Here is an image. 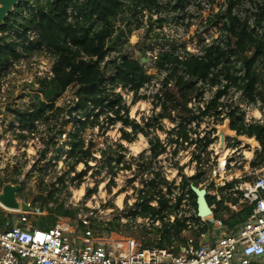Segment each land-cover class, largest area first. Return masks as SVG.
<instances>
[{
  "label": "built area",
  "instance_id": "obj_1",
  "mask_svg": "<svg viewBox=\"0 0 264 264\" xmlns=\"http://www.w3.org/2000/svg\"><path fill=\"white\" fill-rule=\"evenodd\" d=\"M120 1L118 2L136 4L137 28L129 32L123 18L118 16L112 34L105 40L104 57L100 62L97 60V56H82L75 59L67 56L66 58L74 62L77 84L83 78L82 67L87 65L81 64L79 59L95 61L96 63H91V65L94 64L103 72L105 78L109 74L113 75L114 69L120 66L122 70L128 72L129 77L134 78V87L128 83L122 90L121 83H119L116 84L112 92L120 96L122 104L127 106L136 95L141 96L142 101L136 103L135 111L137 108L143 110L145 106L153 108V105L157 104L155 108L157 112L163 103L166 105L167 112L176 120L178 119L177 115L188 119L191 125L201 126V129L207 131L211 138H215L213 143L218 139V127L223 126L225 122L228 123V129L231 131V134L226 136L227 140L234 138L237 141L245 137L237 136L236 132L229 127V115L234 112L243 116L245 125L260 126L264 138V104L260 97L255 96L253 100H250L244 94L243 89L239 87L238 81L232 82L224 75L219 76L216 84L210 85L191 76L188 72L189 61L202 57L208 47L217 46L222 49H225L227 45L235 47L236 38L228 28L232 20L241 23L253 37L264 41V18L259 15L264 0ZM89 3L90 0H78V4L73 8L68 5H60L53 22L56 20L64 22L60 17V8L64 6L67 8L65 12L72 10L66 18V23L74 22L71 23L70 29L73 28L82 37H87L93 29L98 27V24H102L103 18L100 19L98 15L92 27V23L84 21L83 18L71 19L70 16L72 13H81L80 7H83V14H86L88 8L85 11L84 5ZM31 4L32 2L28 6L30 7ZM20 12L26 17L29 11L26 6H23ZM91 17L90 15L89 18ZM83 30H88L85 36L82 33ZM148 34H159L158 45L150 46L151 39H145ZM36 38H39L36 30H30L27 33L28 41ZM62 43L64 44L63 41ZM66 43L76 47L80 44L69 37ZM250 54L248 53V55ZM229 61L232 64L229 71L231 75L240 77L244 74L240 60L230 56ZM58 63H62L61 55L55 62L50 59L49 54L30 59L20 58L5 69L0 68V74L11 71L19 72L22 69L28 75L25 81L38 88V81L55 77L54 65L56 66ZM107 65H110L111 71L108 69V72L105 73ZM70 69L71 67L65 66V73L70 72ZM30 85L22 92L25 94L36 93L40 100L47 104L48 102L43 99L40 91L29 90ZM182 90H192V92L186 95ZM217 91L223 92L217 98V105L214 109L217 113L213 109L205 110L206 104L213 99ZM168 101H174L173 103L186 107L188 114L175 113ZM142 102L145 103V106ZM18 110L32 111L28 98L22 108L9 109L16 116ZM216 114L219 115L218 118L215 116ZM199 115H202L201 121L198 119ZM129 116L140 121L138 117H134L133 113ZM84 119L85 117L82 118V120ZM166 121L163 119L162 123L166 124ZM47 122H43L41 117L36 118L33 121V126L37 132H33L27 129L29 124L22 121L18 124L15 121L12 131L24 135L25 139L29 136H34L37 139L40 137L44 148H48L49 146L45 144L48 139L45 126ZM65 137V132L56 135L53 142L56 140L61 143L62 147L66 146L67 144L62 143L61 139ZM165 137L166 133L160 135L162 140ZM15 138L19 140L17 137ZM16 139L12 141L15 142ZM247 139L249 142L254 141L257 148H254L249 142L244 143L248 149V155L244 154L243 161L240 162V157H237L238 153L234 155L237 150L235 146L231 149L230 154L226 153L228 157L223 160L222 170L223 173H226V170L232 171L238 180L241 179V171L246 172L251 169L255 175L250 181H238V184L231 190L234 196H238L241 202L246 203L252 209V214L240 226L228 228L220 219L213 218L211 213L206 216L199 215L198 209L193 208L188 202L187 196L183 200H179L178 192L176 190L173 192L170 189L172 211L169 215L164 214L163 218L169 219V222L174 220L177 222L180 238L161 245L160 237L157 235L158 240L142 243L132 236L122 233L111 235L109 232H104L99 234V228L87 215L79 214L74 218V223H69L70 219L64 218L58 213V208L63 205L61 198L56 202H50L49 204L54 208H50L44 213L31 209L30 201L26 203L19 199L20 203H25L28 208L30 207L28 211L7 209L0 203V208L18 214L15 219H9L3 227H0V264H264V163L256 168L251 166V163L257 158V153L264 154V148L255 136ZM213 143L209 145V149L212 151ZM229 149L230 147L227 152ZM47 152L45 151L41 160H44L46 154H49ZM213 155L214 151L211 153L212 158ZM46 160L45 164H48L49 161L52 164L55 163L54 158L46 157ZM212 161H215L214 158ZM219 164V161L218 165L215 161L211 170L213 176L216 174ZM241 164L243 167L239 169ZM216 165L217 168H215ZM59 168V166H55L54 170ZM49 172L52 171L48 170L46 174ZM70 174L74 175L73 172ZM57 176H55L54 182H47L43 176L42 181L49 189L51 184L57 188L61 185L57 181ZM177 179L176 185H178L180 177ZM224 183V181L215 183V186H222ZM64 184L68 189V182L64 181ZM1 189L2 186L0 191ZM208 193L212 194L210 191ZM227 205L231 210L236 211V205L229 203ZM176 209L183 210L181 217ZM100 213L99 222L102 224H109L120 215L118 210L113 209L101 210ZM46 214L53 218L54 224L48 229L37 228L36 217ZM158 222L159 220H155V225L151 224V226L158 228ZM100 230L106 231L105 228Z\"/></svg>",
  "mask_w": 264,
  "mask_h": 264
},
{
  "label": "trees",
  "instance_id": "obj_2",
  "mask_svg": "<svg viewBox=\"0 0 264 264\" xmlns=\"http://www.w3.org/2000/svg\"><path fill=\"white\" fill-rule=\"evenodd\" d=\"M32 2L30 7L28 4ZM102 2V4L100 3ZM78 4V0H23L15 6L13 12L9 13L0 27V68L5 69L12 62L18 61L20 58L30 59L36 58L42 55L53 56L56 51L64 50V44L59 39H54L53 32L49 30L50 22H53L60 5H68L72 8ZM90 5L91 10H97L100 19L103 18L102 24H98V27L93 29L87 37H82L80 33L73 28L70 31V39L76 40L80 44L75 50L74 56L81 58L82 56L94 57L97 56V60L100 62L104 57V43L107 37H109L114 26L117 23V17L121 16L123 22L128 26V31L132 32L137 28L136 22L138 21V13L136 11V4L119 3L117 0H90L88 5H84V10ZM26 6L28 15L21 14L20 9ZM259 15L264 18V2L260 8ZM229 30L236 38L235 47L227 45L225 49L217 46H210L206 49L205 54L200 58H193L188 63V72L191 76L201 79L203 82L210 85L218 82L219 76L224 75L232 82H239L238 85L243 89L244 94L253 100L255 96L261 98L264 104V41L253 37L252 34L238 21L232 20L228 26ZM30 30H36L39 34V38L32 41H28L27 33ZM146 40L151 39L150 46H156L157 40L160 39L159 34L150 35L145 37ZM54 44V45H53ZM53 46V47H52ZM51 47L53 50H51ZM248 53H251L248 55ZM230 56L236 57L241 61V65L244 68V74L240 77H236L230 74L232 64H230ZM59 67L55 69V77L52 79H42L38 82V89L33 85H30V91H40L42 95L51 89L55 95L52 99L45 104L42 102L36 93L26 95L29 102V107L32 111H17V116L25 124H29L28 130L37 132V129L33 126V121L45 115V124L48 139L45 144L50 147L53 144V140L56 135H60L65 132L64 127L60 125L62 119L63 125L71 123L73 130L68 133L69 138V150L66 151V160L72 161L70 171L74 173L72 177H69L72 181L77 180L80 183L82 177L88 170L91 169L88 159L90 157V150L85 147L87 141L82 137L81 133L88 128H102L101 122H106L109 126L113 125L115 121L120 120L122 128L121 136L127 142H132L138 133H141L148 143V147L143 149L139 153L141 156L132 158L136 161L137 169L140 173H144L143 168L147 165L149 168L146 172L147 178H137L133 175L128 181L133 182L136 186L137 198L135 199L136 209L133 212H129L125 216H129L135 220L137 216H141L144 219L151 217L152 223L157 219L159 215H169L172 211L171 203V191L166 187L168 184H172V189L178 192L179 200H183L185 196L188 198V202L193 208L198 209L197 205V190L201 187L202 183L206 181L211 175V170L215 165V161H211V150H208L209 145L214 142L215 138H211L207 131L191 125L186 118H182L176 115L172 117L166 110V105L161 104L159 111L156 112L155 108L157 104L153 105L152 113L148 116H142L141 121L130 118L129 106L121 103L120 96L114 94L112 91L116 84L119 83H132V80L128 79L126 74L123 73L121 67H117L113 71V75L109 74L104 81H107L106 86L109 89L103 93L104 88H100L99 85L91 86L86 89L85 86L91 84L96 80L98 76L103 73L96 66L91 65L92 60H89L88 64L82 67L83 78L80 79L79 84L81 90L75 91V98L71 101H66L63 105H56V99L60 98L62 91L69 84H73L77 75L74 71V62L67 58H64ZM65 66L71 67L70 72L65 73ZM113 70V69H112ZM59 71L60 74L57 72ZM109 71H111L109 69ZM55 79V82H53ZM56 85L59 86V92ZM107 88V87H106ZM86 89V90H85ZM64 92V91H63ZM223 92L217 91L212 100H210L205 110L215 109L217 105V98L221 96ZM62 98V97H61ZM71 107L72 112L67 118L65 114ZM216 113L217 111L214 110ZM206 112V111H205ZM204 112V113H205ZM113 116V117H112ZM218 118V114L215 115ZM85 117L84 120L82 118ZM91 117V118H90ZM90 118V119H89ZM101 119V120H100ZM166 119L171 123L170 127H166L162 120ZM198 119L202 120V115L198 116ZM231 130H234L237 136H245L251 138L255 136L260 145L264 148V138L262 137V129L258 125L244 124L243 116L237 115L232 112L229 115ZM62 127V128H61ZM129 128L127 131L125 128ZM14 130H17L14 128ZM158 130L166 133L164 140L160 138ZM197 133L198 137L192 135ZM104 133V132H102ZM201 133V134H200ZM21 134V133H20ZM19 141L25 140L24 135H19ZM170 144H176L175 149L170 154L168 153V146ZM194 145L198 150L194 152L190 158V161L194 164V173L190 176L181 173L182 167L179 165L180 161H174V158H179L177 155L179 150H185L187 147ZM91 146V145H90ZM105 149H111L108 145ZM105 149H99L100 157L105 156L107 152ZM48 151V150H46ZM63 153V152H62ZM145 155V156H143ZM160 156H165L164 160L167 161L168 166L177 170V175L180 177L178 185L175 181H168L165 177L163 170L153 169V163L158 162ZM256 157H259V163L253 161L252 167H259L264 163V154L257 153ZM147 158V159H145ZM43 159H46L44 157ZM211 162V163H210ZM79 163H84L85 168L79 172L75 171V166ZM56 163L41 164L34 166L37 168V173L41 174L39 189L37 195L32 200V207L38 212L44 213L51 208L50 202H56L58 196L65 189L64 178L65 174L57 176V181L61 183L60 187L54 188L51 184V188L47 190L48 186L43 184L42 176L50 171H54ZM108 172L110 174V180H113L118 170H132L130 161H124L123 155L117 157H109L108 159ZM100 169L97 171L99 172ZM18 171L14 169V174ZM135 172V171H134ZM7 177V176H5ZM8 180V177L5 178ZM15 182V180H12ZM237 180L227 181L222 186H215L213 182L209 184L211 189L215 190V194H209L206 191L205 200L209 207H211V213L213 218L220 219L223 224L228 228H236L246 221L252 214V209L244 202H240L238 196H234L232 189L235 187ZM140 183V185H139ZM138 184V185H137ZM138 186V187H137ZM22 189V188H21ZM21 192V190H20ZM238 206V211H231L227 204ZM58 213L63 217H71L73 212L60 206ZM183 215V210H179V217ZM35 225L40 229H48L54 224L53 218L49 215H41L36 217ZM108 230H113V223L108 224ZM158 229L152 227V230ZM160 230V244H168L173 240L180 238L177 231V222H169V219L165 221V229Z\"/></svg>",
  "mask_w": 264,
  "mask_h": 264
},
{
  "label": "rangeland",
  "instance_id": "obj_3",
  "mask_svg": "<svg viewBox=\"0 0 264 264\" xmlns=\"http://www.w3.org/2000/svg\"><path fill=\"white\" fill-rule=\"evenodd\" d=\"M121 2L120 0H118ZM102 4V2H100ZM92 5H90L87 9V13L83 14V7H80L81 13H72L71 19H76L78 17H81L84 19V21H88L90 24L92 23V27L98 18L97 10H91ZM17 9V7L15 8ZM67 8L64 6H61L60 12H61V18L64 22H60L58 20L54 22H50L49 30L53 32L54 39H59V41L62 43L64 42L65 49L61 51H56L54 57L50 55V59L55 62L59 55L62 56V63L64 58L73 57L75 59L73 53H75V50L77 49L74 45H69L66 43L67 38L70 37V26L71 23H66L67 16L72 12V10L65 12ZM92 16L89 18V16ZM88 30H83L82 33L85 36L87 34ZM86 32V33H85ZM54 45V44H53ZM53 47V46H52ZM51 47V50L53 48ZM68 48V50H67ZM182 54V52H181ZM78 58V57H77ZM69 59V58H67ZM49 60V59H48ZM81 64H88L89 62L83 59H79ZM50 61V60H49ZM91 63H96L95 61H92ZM60 63H58L56 66L54 65V68L57 69L60 67ZM51 66V65H50ZM110 65H107L105 68V73L108 72ZM120 67V66H119ZM124 74H126L127 78L132 80L131 87H134V78L131 76L129 77L128 72H126L124 69L122 70ZM59 74L60 72L57 71ZM65 72V71H64ZM104 73H101L96 80L92 81L91 84H88L85 86L86 89L91 88V86H97L99 85L100 88H104L103 93L106 92L109 89V86H106L107 81H104L106 78L103 76ZM26 77V78H25ZM28 78V75H26V72L19 70V72H4L0 74V187L11 184V185H19L20 190L17 193V201L19 199L24 200V202L31 203V209H34L32 206V200L37 195V191L39 189V183H40V177L41 174L37 173V168H34V166H39L41 164L47 163V160H41L42 156H44V153L46 149L48 150L46 154V157L54 158L56 166H59V169H55L52 172H49L47 177L46 175L43 176L44 179H46L47 182H54L55 176L59 175L60 173L65 174L64 181H67L69 184V188L64 189L63 192L60 193L58 196V199L61 198L62 200V206L63 208H66L73 212L71 217H64L68 218L71 221L69 223H74V218H76L79 214L87 215L92 218V222L94 225H96L97 228H99L98 233L102 234L104 232H109L111 235L114 233H122L126 235H130L133 238L139 240L142 243H150L154 240H158L156 238L157 235L160 237V230L158 229H165V219L163 218V215H159L156 220H159L158 222V229L152 230L151 224L155 225V221L152 223L151 217H148L147 219L142 218L141 216H137L135 220L131 219L129 216H125L129 212H133L136 209L135 205V199L137 198L136 190L134 187H136L133 182H129L128 179L131 176H135L137 178H147L148 175L146 174L148 170V166L145 165L143 168L144 173H140L136 166V161L132 160V158L140 157L141 152L143 149H145L148 145L147 139L141 134L138 133L134 140L132 142H127L124 140L121 136V122L120 120H117L114 122L113 125L109 126L106 122H101L102 128L94 129V128H88L84 130L81 135L85 138L87 141V144H85V147L90 150V157L88 159L89 165L91 166V169L86 172V174L82 177L80 183L77 182V180L72 181L69 179V177H72V174H70V167L72 164V161L66 160V151L69 150V138L68 133H70L73 130V126L71 123L67 124L66 127L63 125L62 119L60 125L64 127L66 137L61 138L62 143H65L66 146H61V143L56 141L53 142V144H50V147L44 148V144L42 143V139L39 137L38 139L34 136H29L25 140L19 141L15 137H19V134L17 132L12 131L13 122H17L18 124L21 123V119L16 116L15 114L11 113L9 109L18 107L19 109L23 107L24 102L27 101L28 94H25L22 92L24 89H26L30 84L25 81V79ZM39 82V81H38ZM55 82V79L54 81ZM128 83H121V89L124 90L125 86H127ZM182 87L181 83H179ZM31 87V86H30ZM57 90L59 92V86L56 85ZM107 87V88H106ZM81 88V85L76 83V81L73 84H69L65 90L62 91V94L59 97V99H56V105H63L66 103V101H71V99L75 98V91ZM38 89V88H36ZM85 89V90H86ZM81 90V89H79ZM186 95L191 93L192 90H182ZM23 95V96H22ZM55 93L49 88L47 91L42 95L43 99L49 102L52 97H54ZM122 101V100H121ZM124 101V100H123ZM138 101H142L141 96L136 95L133 99V101L129 105V114L134 115V117H138V120L141 121L142 116H148L149 114H155L152 113L151 107H146L143 103L142 106L144 107L143 110H140L137 108V110H134V107ZM174 102V101H173ZM171 101H168V104L171 106L174 112L176 113H186L188 114L187 108L180 106L177 103H173ZM122 103V102H121ZM139 107V106H138ZM70 108V107H69ZM43 116H41V119L43 122H45ZM65 118H67V114H65ZM91 118V117H90ZM89 118V119H90ZM166 127H170L171 123L168 121L165 122ZM224 126V125H223ZM61 127V128H62ZM199 127L201 129V126H196L195 129ZM222 127V126H221ZM11 130V131H10ZM125 130L129 131L130 129L127 127ZM228 133L224 136V142L222 147H219V136L217 141L212 144L211 149L214 151L213 158L216 161V164L218 165V161L220 163V160H225L228 157V154H230L231 149L235 146L237 147V150L235 151L234 155L237 154V157L239 158V161H243L244 154L247 156L248 149L246 148V145L244 143L249 142V139L246 137L241 138L240 140H235L234 138L231 140H227L226 136L230 135L231 131L228 129ZM104 132V133H102ZM158 134L162 135L163 132L158 130ZM201 134V133H200ZM193 136L198 137L197 133H192ZM16 139L15 142L12 140ZM91 145V146H90ZM108 145L111 146V149H105ZM231 145V146H230ZM244 145V146H243ZM176 144H170L168 146V153L169 156L175 149ZM230 147L229 151L227 152L228 148ZM105 149L107 154L105 156H99V149ZM198 149L194 147V145L187 147L185 150H179L178 156L179 158H174L172 160V163L174 161H180L179 165L182 167L181 173H184L187 176H190L194 173V166L193 163L190 161L191 156L193 153L197 151ZM208 150H210L208 148ZM211 150V152H213ZM63 152V153H62ZM140 153V154H139ZM180 153V154H179ZM228 153V154H226ZM124 156V161H130L132 165V170H118L116 172V175L113 180H110V174L108 172V159L109 157H117L118 155ZM145 156V155H143ZM64 157V158H62ZM211 158V161L213 160ZM138 159V158H137ZM147 159V158H145ZM160 160V163L155 162L153 163V169L157 170L160 168V170H163L165 173L166 179L170 181H178V175L175 168L168 166V163L166 160H164V156L162 158H158ZM49 160V158H48ZM256 162L259 163V157H257ZM50 162V161H49ZM48 162V163H49ZM51 163V162H50ZM54 164V163H53ZM217 165L215 168H217ZM75 171L79 172L82 169L85 168L84 163H79L75 166ZM243 167V164L240 165L239 169ZM256 168V167H255ZM14 169H16L18 172L14 174ZM100 169L99 172H97ZM135 171V172H134ZM61 174V175H62ZM7 176L8 180H5V177ZM255 177L253 170L248 169V171L240 172V180L235 178L234 173L232 171L226 170V173H223V171L217 172L214 174L211 171L210 177L206 179L205 182L202 183L201 187L197 191H210V193H216L214 189H211L209 187V184L213 181L214 185L215 183L219 182H227V181H233L237 180L235 184H238V181H250ZM12 180H15V182H12ZM70 180V181H69ZM239 182V183H240ZM24 184V185H23ZM44 184V183H43ZM138 185V184H137ZM140 185V183H139ZM172 184H168L166 187L170 188L171 191L175 192L174 189H172ZM138 187V186H137ZM49 188H47L46 191H48ZM241 202V201H240ZM67 206H64V205ZM50 205V204H49ZM51 206V205H50ZM20 207V206H19ZM238 207V206H237ZM30 208V207H29ZM54 208V207H51ZM2 209V208H1ZM0 209V217L8 219L10 215L12 217H15L16 214L3 211ZM60 209V207L58 208ZM107 209H113L118 210L120 215H118V218L114 219L112 221L114 229L108 230V224H102L99 222V216L101 215L100 211H105ZM177 210V209H176ZM231 210V209H230ZM92 211V214L90 212ZM179 210H177L178 212ZM233 212V210H231ZM17 213V212H15ZM178 215V213H177ZM126 217V218H125ZM16 218V217H15ZM14 218V219H15ZM38 218V216H37ZM37 220V219H36ZM37 223V221H36ZM101 228H105L106 231L100 230Z\"/></svg>",
  "mask_w": 264,
  "mask_h": 264
},
{
  "label": "water",
  "instance_id": "obj_4",
  "mask_svg": "<svg viewBox=\"0 0 264 264\" xmlns=\"http://www.w3.org/2000/svg\"><path fill=\"white\" fill-rule=\"evenodd\" d=\"M22 0H0V27L3 25L7 15L13 12L16 5ZM1 36V32H0ZM72 112L71 107L67 111V115L69 116ZM228 123L225 122L224 126L218 127V136H219V147H222L224 142V136L228 133L227 131ZM254 148H257V144L254 141L249 142ZM19 185H11L6 184L2 187L0 191V203L4 208L7 209H22V211H28V206L25 203H20L17 201L16 196L18 191L20 190ZM204 191H197V205H198V212L201 216H206L211 213L209 206L205 200ZM20 206V207H19Z\"/></svg>",
  "mask_w": 264,
  "mask_h": 264
},
{
  "label": "crops",
  "instance_id": "obj_5",
  "mask_svg": "<svg viewBox=\"0 0 264 264\" xmlns=\"http://www.w3.org/2000/svg\"><path fill=\"white\" fill-rule=\"evenodd\" d=\"M0 112H1V111H0ZM147 147H148V145H147ZM147 147H146V148H147ZM209 208H210V207H209ZM0 209H1V208H0ZM1 210L6 211L7 209H1ZM235 210H236L235 212L238 211L237 208H236ZM233 211H234V210H233ZM7 212H10V211L7 210ZM10 213H11V212H10ZM12 213L16 214L15 217H17V215H18L17 213H15V212H12ZM211 214H212V213H211ZM208 215H209V214H208ZM15 217H12L11 215H10V217H9L8 219L3 218V217H0V227H3L4 224H5L9 219L12 220V219H14Z\"/></svg>",
  "mask_w": 264,
  "mask_h": 264
},
{
  "label": "bare ground",
  "instance_id": "obj_6",
  "mask_svg": "<svg viewBox=\"0 0 264 264\" xmlns=\"http://www.w3.org/2000/svg\"><path fill=\"white\" fill-rule=\"evenodd\" d=\"M223 160H220V164H219V167H218V172L222 171L223 170Z\"/></svg>",
  "mask_w": 264,
  "mask_h": 264
}]
</instances>
